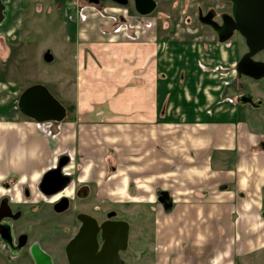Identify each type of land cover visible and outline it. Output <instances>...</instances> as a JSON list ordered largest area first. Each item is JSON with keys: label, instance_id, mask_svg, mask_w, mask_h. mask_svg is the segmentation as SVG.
Listing matches in <instances>:
<instances>
[{"label": "crops", "instance_id": "1", "mask_svg": "<svg viewBox=\"0 0 264 264\" xmlns=\"http://www.w3.org/2000/svg\"><path fill=\"white\" fill-rule=\"evenodd\" d=\"M0 1L4 7L0 43L4 44L5 38L19 34L22 26L18 13L24 11L29 0ZM60 1V6L47 4L50 8L45 12L55 6L65 13L62 40L67 60L75 59L76 70L70 104L73 110L67 115L68 106L64 105L66 117L61 123L39 124L24 117L16 107L22 84L7 79L6 71L0 70V198L16 201L27 187L39 199V181L61 156L69 157L68 168L75 159H81L84 174L96 165L103 139L116 147L124 143L126 170L141 173L143 180L149 181V188L155 187L147 202L156 200L163 216L158 223V239L166 247L161 251L157 246L159 253H166L162 264H264V149L259 146L264 141V121L240 123L232 109L233 115L222 124L211 125L207 118L208 124L202 123L205 127L198 132L195 115L187 109L179 115L185 109L182 105L191 108L196 104V96L190 95L194 100L189 101L185 93L178 94L182 81L176 74L166 79V55L160 52L161 40L165 39L157 40L156 30L137 42L128 41L118 32L107 38L102 30L108 25L106 20L95 14L88 20L78 19L75 6ZM108 1L116 4L113 0L100 4ZM132 18L133 22H143L139 17ZM46 52L49 61L55 60L56 56ZM45 82L52 83L48 77ZM14 84L21 91L13 88ZM100 123L105 124L101 127ZM53 124L61 128L55 130ZM227 127L233 132H225ZM167 128L173 131L167 132ZM219 129L222 131L216 132ZM113 145L109 146L111 153H105L104 162L112 163L117 155ZM215 150L231 155V167L226 164L228 168L223 169L212 162ZM86 157H93V162L87 164ZM89 176L80 179L83 182ZM230 184L232 187L227 188ZM128 186L124 184V188ZM171 187L176 194L190 187L196 197L188 206L176 205ZM186 200L184 197L182 201ZM201 204L206 212L201 211ZM219 207L221 212L217 211ZM204 219L208 223L203 224ZM209 222L211 240L202 228L208 229ZM218 234L219 243L215 241Z\"/></svg>", "mask_w": 264, "mask_h": 264}, {"label": "rangeland", "instance_id": "2", "mask_svg": "<svg viewBox=\"0 0 264 264\" xmlns=\"http://www.w3.org/2000/svg\"><path fill=\"white\" fill-rule=\"evenodd\" d=\"M60 2V0H29L27 2L24 11L18 13L22 26L19 28V34L15 38H5L4 44L3 42L0 43L4 52L1 53L0 48V57L3 56L0 62V70L6 71L7 79L21 83V90L32 85H43L59 103L69 107L73 98L74 71L76 70L75 59L67 60L68 51L65 42L62 40L67 20L64 11L58 10L55 6H52L53 10L51 8L48 14L45 12L46 8L47 10L50 8V6L47 7V4L60 6ZM155 2L157 3L155 11L147 17H140L132 12L130 0L126 6H120L111 1L95 6L88 3L87 0H65V4L72 3L75 6L78 19L82 17L88 20L91 18L90 15L95 14L106 20L108 25H104L102 30L107 34V38H111L115 27L120 25L125 27L121 31V35H124L128 41H131L128 38L131 36L135 42L142 37H147L151 30H156L157 40L165 39L161 40L163 43H160V52L166 55L165 71L169 75L166 79L168 80L169 77L171 78L172 75L176 74V78L182 81L177 88L178 94L185 93L189 101L194 100L193 98L189 99L190 95L196 96V104H193L191 108L182 105L185 109H183V113L179 111V115L185 114L186 109L193 117L195 115L194 119H197V123L194 126L198 132H201L205 127L202 123L208 124L205 121L207 118L211 125L222 124L221 121H226L233 115L234 96L237 94L238 85L235 82L234 66L243 51V43L238 35L233 36L223 44L216 43L210 29L198 22L197 11L200 10L203 14L209 9L222 11L227 9L225 7L227 4L223 0H155ZM35 4H39L41 8ZM132 16H134L132 19L139 17L137 19L143 22L136 20L133 22L130 19ZM123 17L126 18L124 24L116 23L119 19L123 21ZM132 25L133 27H131ZM55 50H59V52L56 53ZM46 51H49L53 57L56 56L54 57L55 60L49 61L51 57ZM257 58L264 60V54ZM47 77L51 79L52 83L45 82ZM13 88L18 90L20 87L14 84ZM180 89L183 91L181 92ZM186 90L188 92H185ZM68 107L67 115L73 110L72 106ZM177 107L180 108L179 105ZM104 124L100 123L101 127ZM53 127L55 130L61 128L57 124H53ZM251 127L254 129V126ZM171 131H173L171 128H167V132ZM221 131L222 129H219L216 132ZM102 132L107 133L106 130H102ZM225 132L232 133L233 129L227 127ZM223 138L229 139L227 135H224ZM216 141L215 136V145ZM110 143L104 139L101 141V155L98 156L99 159L96 160V165L90 172L83 174L84 163L82 164L81 159H75V163L72 164L71 162V167L66 168L67 173L78 179L83 175L88 177L92 174L91 178L89 176V180L86 177L87 179L79 184L87 186L89 190L88 199L82 202V206H77L74 210L72 202L70 210L65 213V222L62 218L52 215L47 207L39 206L37 208L39 215L36 218L35 226L33 225L32 238H37L42 247L53 253L62 263V246L73 235L77 226L72 212L91 213L95 211L101 220L107 216H114L128 223V245L126 253L123 255L125 264H156V262L162 264L166 253H159L157 246H160L161 251L165 250L164 247H166L164 241L158 239V223L163 216L159 212L161 209L156 200L155 202H147L152 199L151 196L155 187L149 188V181L143 180L141 173L126 170L124 143L119 147L113 145L115 143ZM110 145L115 146L116 151H118L117 155L112 157V159L114 158L112 163L104 162L105 153L108 155L111 153ZM224 153L215 150L212 158V162L223 169L231 167L233 162L231 155ZM221 155L224 156L222 160H220ZM89 158H85L87 164L93 162V157ZM239 174L245 177L243 172ZM125 183H128V188H124ZM74 185L77 186V183ZM231 187L230 184L227 188ZM189 188L184 189L185 193L180 191L182 193L176 194L174 188L171 187L173 198L177 201L176 205L188 206L189 201L195 199L196 195L191 191L193 189L190 190ZM194 190L196 189L194 188ZM202 193V198H205V192ZM184 197L187 198L186 201H182ZM94 199L100 200L97 208H95ZM200 209L202 212H206L204 204L200 205ZM217 211L221 212L222 208L219 207ZM202 223H208V220L204 219ZM64 224L65 232H63ZM210 225L212 224L209 222L208 229L202 226L205 230L204 233L208 234L209 240L212 238ZM220 238L221 236L218 234L215 241L217 240L216 242L219 243ZM219 255H221L220 252ZM24 262H20V264H26ZM0 264L19 263L11 261L1 254Z\"/></svg>", "mask_w": 264, "mask_h": 264}, {"label": "water", "instance_id": "3", "mask_svg": "<svg viewBox=\"0 0 264 264\" xmlns=\"http://www.w3.org/2000/svg\"><path fill=\"white\" fill-rule=\"evenodd\" d=\"M97 5L103 0H87ZM116 4L126 6L128 0H113ZM135 13L140 17L151 15L156 9L155 0H131ZM231 3V15L222 16V24L211 20L212 13L199 16V23L210 27L218 36L219 43L231 39L234 32L238 33L245 42L248 53L236 64L238 75L253 79L264 77V62L252 58L264 49V0H225ZM4 18V7L0 1V23ZM17 110L24 117L36 123H61L66 117L65 107L59 103L43 85H32L22 91L17 100ZM70 163L68 156L58 158L55 166L47 170L39 183V192L44 197L60 193L68 184L69 178L62 169ZM264 202V192L262 194ZM170 204L166 207L169 208ZM67 199L65 198V210ZM64 208L57 210L61 212ZM4 218L14 219L9 206L4 202L0 205V221ZM81 222L77 234L66 245L65 253L68 264H124L119 253L127 248L129 226L127 222L105 221L97 226L95 221L85 215L78 217ZM7 230V224L1 225L0 230ZM100 230L101 246L98 247L96 234ZM37 264H49L48 258L39 251L34 252Z\"/></svg>", "mask_w": 264, "mask_h": 264}, {"label": "flooded vegetation", "instance_id": "4", "mask_svg": "<svg viewBox=\"0 0 264 264\" xmlns=\"http://www.w3.org/2000/svg\"><path fill=\"white\" fill-rule=\"evenodd\" d=\"M223 1L224 3L227 4V6H225L227 8L226 10L217 11L215 9H209L206 12H204V14L200 10H198L197 20L199 19L200 15L205 16L208 13H212L211 20L221 25L222 16L231 15V3L229 1H225V0ZM130 3L134 11L133 3L131 0ZM220 9H223V7H220ZM208 28L212 32L214 40L218 41V36L216 35V33L210 27ZM235 35H238L242 39V43H243V51L240 53V56L237 60L238 62L243 56H245L248 53V49L245 45L244 39L236 32L233 33L232 37ZM261 54H264V49L258 54H256L252 59L257 62H264V60L257 58ZM237 62L235 63V66ZM235 66H234V75L236 77L235 82L238 85L236 88L237 94H235L234 96V104H235V107L233 109L234 118L240 123L246 125H252L253 123L255 124L257 122L264 121V77L260 79H253L245 75H238L235 71ZM259 146H261L264 149V141H262L259 144ZM68 167L69 164L67 165V167H64L62 171L64 175L68 176L69 182L66 185V187L56 195L50 197H44L43 195H41L38 189L40 183L39 181L36 187V191L40 196L39 199H36L34 195L30 193L27 187H25L22 190L23 197L19 198L16 201L13 200V198L11 197L2 196V198H0V205L1 203L5 202L9 206L11 210V215L14 218V219L4 218L0 221L1 225L4 224L8 225L9 233H10L9 236H7V230L6 231L4 229L0 230V255L2 254L4 255V257L6 256V258L10 259L11 261H16L19 264L20 262H24V261H25L24 263L26 264L27 263L37 264L36 257L34 256V252L39 251L48 258L47 260L49 264H63V262L64 264L65 262L66 264H68L65 253V247L74 238L79 228L81 227V222L78 220L79 216L85 215L91 217L95 221L97 226H100L101 223L108 220L109 221L122 220L120 218H115L114 216H107L106 218L101 220L96 215L95 211L91 213L84 211H76V212L73 211L72 212L73 218L77 226L73 235L68 239L66 244L64 243V245L62 246L61 249L63 253L62 263L59 262V260L53 253L45 250L42 247L41 242L37 238H32L34 232L33 225L35 226L36 224L35 221L37 220L36 218L39 215V212H37V208L39 206L47 207V209H49L52 215L58 218H62L65 222V213L70 210L72 202H73L72 207L74 210L77 206H82L83 205L82 202L88 199L89 190L87 186L79 185L82 183L81 179L72 177L70 173H67L66 168ZM75 183H77V186L74 185ZM65 198L67 199L66 210H65ZM75 200L76 202H74ZM93 201L95 204V208L99 207L100 200L97 201L96 199H94ZM61 208H64V210H62L61 212H57V210ZM28 221L32 223L31 226H30L31 223H29ZM63 232H65V224L63 225ZM128 238H129V232H128ZM96 240L98 247H100L102 243L100 240V230L96 234ZM125 253L126 250L119 253L121 259L124 261V264H125V260L123 258V255Z\"/></svg>", "mask_w": 264, "mask_h": 264}, {"label": "built area", "instance_id": "5", "mask_svg": "<svg viewBox=\"0 0 264 264\" xmlns=\"http://www.w3.org/2000/svg\"><path fill=\"white\" fill-rule=\"evenodd\" d=\"M124 18V20L122 21L121 19H119L118 20V22H116V23H125V17H123ZM122 24V25H123ZM131 27H133V25L131 26ZM134 27H136V26H134ZM125 28V27H124ZM124 28L123 27H121V25L120 26H117V27H115V30H114V33H121V31H123L124 30ZM136 28H138V27H136ZM135 29V28H134ZM126 36V35H125ZM128 38L130 39V40H132L133 38L131 37V36H128Z\"/></svg>", "mask_w": 264, "mask_h": 264}]
</instances>
